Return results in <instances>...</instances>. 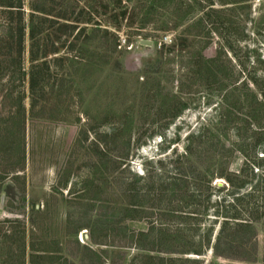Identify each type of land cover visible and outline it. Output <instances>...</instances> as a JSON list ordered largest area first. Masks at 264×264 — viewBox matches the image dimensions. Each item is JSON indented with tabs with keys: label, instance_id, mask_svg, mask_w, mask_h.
I'll return each mask as SVG.
<instances>
[{
	"label": "rangeland",
	"instance_id": "rangeland-1",
	"mask_svg": "<svg viewBox=\"0 0 264 264\" xmlns=\"http://www.w3.org/2000/svg\"><path fill=\"white\" fill-rule=\"evenodd\" d=\"M133 1L127 3L124 19L119 13L99 18L102 28L111 23L108 30L118 39L110 59L102 54L95 58L108 64L77 88L67 72L59 70L57 78L63 79V86L57 98L46 94L45 104L33 110L27 82H20L16 75L21 66L29 68L28 42L18 57L12 42L0 41V241L10 244L8 248L0 244V264H21L23 259L31 264V255L45 249L46 264H262V230L258 231V252L252 263L216 260L211 251L205 252L202 230L213 220L201 222L194 237L169 241L173 225L176 228L183 217L166 215L163 221L169 232L160 252H145L159 246L140 234L147 233L159 213L150 208L157 207L159 199L151 200L142 193L149 175L166 179L178 167L181 171L191 165L198 171L210 165L213 168L215 149L223 155L222 163L227 160L228 174L259 183L264 190V145L255 152L246 145L254 123L248 119L254 91L250 77L264 74V0H185L192 12L183 21L168 20L160 10L149 16L144 12L135 15L132 9L138 4ZM200 20L204 21L205 40L189 36L200 32L193 25ZM165 21L171 23L168 30H155ZM99 38L105 43L102 33ZM108 40L110 44L111 35ZM141 41L152 44L144 46ZM162 43L165 49L160 56ZM201 47L206 59L216 57L213 70L217 76L200 83L187 78L177 106L181 112L173 118L164 102L168 103V98L174 102L171 95L178 94L179 80L196 67L194 49ZM54 79L52 74L51 82ZM245 79L250 90L243 86ZM232 89L236 90L230 100L234 101V114L229 118L231 112L225 113L224 126L230 121V128L222 140L228 147L233 143V151L224 154L219 147L208 151L211 136H216L213 141L217 143L220 97ZM112 129L119 135L115 144L105 138ZM206 131V138H196ZM129 134L128 161L113 160V155L127 152L122 143ZM191 135L193 139L187 142ZM188 144L197 147L192 159L174 163ZM96 148L105 155L98 157ZM212 185L229 189L225 179H214ZM227 190L213 192L214 209L231 201ZM188 192L186 202L191 195ZM195 196L198 203L199 194ZM170 198L169 194L162 196L160 205ZM130 202L149 207L145 215L150 220H138L141 210L129 213ZM134 215L135 219L129 218ZM186 222L196 229L193 221ZM215 226L212 244L219 222ZM9 234L11 237L5 238ZM186 249L203 254H175ZM148 254L152 260L146 259ZM168 259L183 260L168 263Z\"/></svg>",
	"mask_w": 264,
	"mask_h": 264
},
{
	"label": "trees",
	"instance_id": "trees-1",
	"mask_svg": "<svg viewBox=\"0 0 264 264\" xmlns=\"http://www.w3.org/2000/svg\"><path fill=\"white\" fill-rule=\"evenodd\" d=\"M202 1V0H199ZM134 2L133 0H0V41L8 39L12 42V48L15 50V55L21 57L26 48V42H28V63L29 68L25 70L22 66L17 70V77L20 78V82H27L29 101L31 109H35L36 106H43L45 104L46 94L54 95L60 91L63 86V79L57 78V72L59 70H65L66 76L72 79V83L76 87L77 84H82L86 79L90 78L93 74L98 72V69L105 67L108 62L101 63L95 61V58L102 54V57L110 59L109 57L115 53L118 44L117 37L110 33L108 30L111 23H105V28H102V19L100 16H104L108 13H119V17L124 19L128 14L127 3ZM138 4L132 10L135 11V15L141 12L145 13V16H149L158 10L162 11L169 19L183 21L185 17L190 16L192 7L185 0H135ZM208 2H211L209 0ZM126 4V6H125ZM98 10H102L100 13ZM168 24L170 21L162 23V27L155 29L161 32L168 30ZM193 25H196L199 33L190 35L194 39L205 40L202 32L204 28V21H196ZM114 26V25H112ZM120 25H116L119 28ZM173 27H176L174 25ZM189 31V30H187ZM210 32L212 30L210 29ZM102 33L105 38V43L101 41L99 35ZM111 35L113 40L109 44L108 37ZM202 40V41H203ZM185 41H188L185 39ZM204 42V41H203ZM197 44L199 42H196ZM200 46V43L198 44ZM208 43H204L207 46ZM111 47V50L109 49ZM162 49L160 56L163 55L165 44L162 43ZM194 49L195 59L191 58L194 63V69L185 73V76L179 80L178 97L177 95H171L172 100L168 98V103L164 102L168 110L173 111L176 118L181 109H177L180 104L179 95L183 93V88L187 84V78L194 79L200 82H209V80L216 78L217 74L213 70L216 62V57L206 59L203 56V50ZM197 51V52H195ZM71 71V73H68ZM52 74H55V79L52 80ZM184 80V81H183ZM250 81L254 91L252 90L251 98L252 103L248 104V119L251 118L253 129L251 130V136L246 145H248L254 152L258 148H262L264 145V74L257 75L254 73L250 77ZM225 80H222L224 84ZM248 79L243 81V86L246 89ZM77 88V87H76ZM250 90V89H249ZM235 89L232 91H225L221 95V110L219 114V125L217 134V143L213 141L216 136H211L212 140L209 143L208 151L219 147L224 151V154L230 152L234 148L233 143L228 147L222 138L225 137L226 131L229 130L230 121H227L225 128V113H229V118L234 114L232 97H234ZM24 96L19 97V101L22 102ZM177 97V98H176ZM167 99V98H165ZM176 99H179L175 101ZM22 104V103H21ZM226 109V111H224ZM224 111V112H223ZM208 131L205 133H199L196 138L203 139L208 136ZM105 138L111 139L112 143H116L119 135L113 129L111 133L106 135ZM152 138V137H151ZM195 138V139H196ZM193 139V136L187 138V142ZM125 140V141H124ZM122 145L128 148L127 152L118 155H113V160L126 163L129 159V147L132 143V136L129 134L126 139H123ZM216 141V140H215ZM145 143H141L140 146H144ZM96 155L101 158L105 155V152L96 148ZM197 147H193L188 144L185 147L183 155H178L174 160V163H181V159L187 161L188 158L192 159ZM210 153V152H209ZM217 155L215 158L214 156ZM211 158H214L215 165L211 168L198 169L192 167H185L184 171H181V167L178 169H172L171 174L164 178L155 179L154 175H149L145 182V190H142L144 194L151 197V200L159 199L157 207L150 205V208L158 211V217L151 220L150 229L147 233H141L140 236L144 239H151L155 244H158V249H144L145 252L161 251V243L165 238L167 231L169 232L168 223L163 221L166 215H170L173 219L177 217L181 218V222L173 225L169 241H184L185 236L194 237L200 230V223L208 220H213L209 225H204L202 235L206 240L205 252L211 251L216 260H225L233 262H254V256L258 252V231L262 230L264 234V190L261 189L259 183L254 184L253 181H247L241 176L228 174L227 160L223 161L224 157L221 153L213 151ZM210 159V158H209ZM123 165V164H121ZM125 165V164H124ZM241 173V172H240ZM238 173V175H240ZM199 175V176H198ZM233 176L235 178H230ZM214 179H225V186L217 187L213 186ZM227 190V197H230V202L227 206H216L217 202H212V194L214 191L222 192ZM189 191V192H188ZM191 193L189 201H185V193ZM169 194L171 197L165 205L163 204L162 196ZM199 194L198 203L195 201V195ZM226 201V199H225ZM224 201V202H225ZM162 202V203H161ZM173 206L182 207L181 209H175ZM190 208V211L185 209ZM149 207L134 204L133 202L127 204V211L134 212L135 210H141L138 215V220H150L145 212ZM212 210V211H211ZM212 212V213H211ZM211 213V214H210ZM212 216V217H211ZM185 217V219H184ZM129 218L135 219L134 216ZM183 220L185 222H183ZM193 221L196 229H190L189 224L186 221ZM219 222V230L215 235L214 243L212 244V238L214 230ZM207 226V227H206ZM9 236V237H8ZM11 235H6L5 238H10ZM137 240V238H136ZM0 244H4L8 248L9 242L0 241ZM10 245V244H9ZM13 246V245H12ZM22 246L16 247V251L19 254ZM33 250V249H31ZM46 250V249H45ZM38 251L39 254L31 255V264H46L48 260L47 251ZM15 251V252H16ZM175 254H194L202 255L203 251H196L192 249H186ZM147 260H152V256H145ZM22 258V257H21ZM37 260V261H36ZM173 260L183 259H168V263L178 262ZM25 260L23 259V263ZM164 262V260H163ZM183 262V261H179ZM163 264V263H162ZM262 264H264V238L262 245Z\"/></svg>",
	"mask_w": 264,
	"mask_h": 264
},
{
	"label": "water",
	"instance_id": "water-1",
	"mask_svg": "<svg viewBox=\"0 0 264 264\" xmlns=\"http://www.w3.org/2000/svg\"><path fill=\"white\" fill-rule=\"evenodd\" d=\"M140 44L144 45V46H150L152 44V42H150V41H141Z\"/></svg>",
	"mask_w": 264,
	"mask_h": 264
}]
</instances>
